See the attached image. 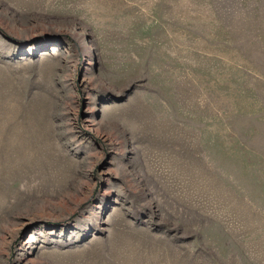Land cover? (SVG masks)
I'll return each mask as SVG.
<instances>
[{
  "label": "rangeland",
  "instance_id": "374dc122",
  "mask_svg": "<svg viewBox=\"0 0 264 264\" xmlns=\"http://www.w3.org/2000/svg\"><path fill=\"white\" fill-rule=\"evenodd\" d=\"M0 264H264V0H0Z\"/></svg>",
  "mask_w": 264,
  "mask_h": 264
}]
</instances>
